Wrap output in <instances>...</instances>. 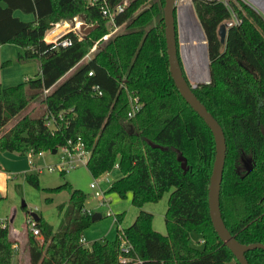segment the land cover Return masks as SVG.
Returning a JSON list of instances; mask_svg holds the SVG:
<instances>
[{
  "label": "trees",
  "instance_id": "1",
  "mask_svg": "<svg viewBox=\"0 0 264 264\" xmlns=\"http://www.w3.org/2000/svg\"><path fill=\"white\" fill-rule=\"evenodd\" d=\"M122 1L107 3L114 7ZM178 4L181 51L192 80L208 79L210 61L211 81L195 88V94L226 136L223 219L241 243H264V15L245 0H193L204 33L192 1ZM164 6L165 0H130L116 16L125 30L100 41L90 58L56 86L111 30L113 23L103 17L100 3L0 0V44L21 47V62L41 63L34 78L12 86L0 83V131L33 100L45 107L37 116L26 113L1 134L0 150L37 154L80 139L91 151L86 164L90 173L97 177L118 167L121 175L110 191L121 196L131 192L136 206L158 201L174 188L165 216L167 235L153 228V213L141 210L120 238L87 246L81 239L93 214L86 207L87 195L67 182L71 195L60 205L59 227L41 215L34 224L42 242L32 230L31 215L27 217L24 233L31 264H120L122 238L134 247L128 255L141 258L142 264H240L210 217L215 138L172 78ZM17 10L34 18L24 20L15 15ZM74 16L96 27L81 38L69 32L66 47L45 40L56 22ZM234 17L236 23L222 43L219 27ZM247 159L254 164L250 172ZM28 177L39 184L38 177ZM116 216L120 224L122 215ZM193 232L203 238L202 248L191 243ZM16 244L11 224L0 223V264H15ZM246 257L250 264H264L263 249L247 251Z\"/></svg>",
  "mask_w": 264,
  "mask_h": 264
},
{
  "label": "rangeland",
  "instance_id": "2",
  "mask_svg": "<svg viewBox=\"0 0 264 264\" xmlns=\"http://www.w3.org/2000/svg\"><path fill=\"white\" fill-rule=\"evenodd\" d=\"M191 1L193 2V0ZM223 1L229 2L230 0ZM245 1H247L248 3L251 2V0ZM254 1L258 3L262 8H264V0ZM179 2L180 0H178V3ZM149 3L150 2H148L145 6H147ZM258 9L264 15L263 10L260 7H258ZM176 11L178 30L177 34L181 62L186 76L189 79V82L191 84H196L197 82L192 80L187 71L181 51L180 26L178 16L179 4L177 5ZM157 21L158 20L155 18L147 27H151ZM234 23H236L235 17L231 20L223 21L221 25ZM124 30V25H122L117 32H121ZM92 53L85 59L80 61L75 68L65 74L57 82L56 86L60 85L68 77H70L79 66H81L90 58ZM11 57L12 59H16V54L11 55ZM22 63L24 64L27 62ZM28 63L35 64L38 70V65L40 64L38 59H34L32 61H29ZM44 94H47V92H44ZM44 109L45 107L44 105H42V103H40V100H33L27 108L21 111L16 117L10 120L9 123L2 128V130L0 131V135L6 132L18 119H20L26 113H31L32 115L37 116L40 115L44 111ZM248 160L249 159H247L246 161ZM31 162H34V164H31ZM60 163V153H53L52 150H46L43 156H39L38 154L32 155V153L30 152L21 153L18 151L10 152L0 150V185L2 187V190H0V194L1 196L3 195V197L0 198V222L9 219L14 229L18 233H21L25 229L27 217L31 214V212H35L41 215L47 222H49L55 229H57L62 219L60 205L66 204L69 201L71 195L70 187L65 186V184L68 182L70 183L71 188L80 189L87 195L86 207L92 212V214H101V217L95 221H92L91 225L85 230L84 237L86 239L85 244L87 246H90L92 242L96 240L113 241L120 238L119 234L121 230L130 226L135 221L141 210H146L153 213V228L164 235L168 234L165 216L168 211L169 198L174 188L165 192L158 201L147 202L142 207H138L133 203L131 192H128L125 196H121L115 191H110L111 183L114 180L118 179L121 175V171L118 167H115L113 168V170L95 177L90 173L86 164H80L76 167L66 168L65 170H62L61 168H58ZM49 166H54L57 168L54 170H50ZM31 175L38 177V185H35L29 180L28 176ZM94 181L99 182L102 191L105 193V199L107 200L106 203H101L100 199L95 197L94 190L91 188V183ZM24 203L25 206H23ZM116 214L122 215L120 224L115 221ZM11 219H13V221H11ZM30 220L32 225L34 219L31 216ZM13 236H15L18 242V251L15 256V264L17 263V261H20L21 264H31L26 249L27 237L25 233H22L20 235L13 234ZM200 239V235L194 232L191 233V243L196 247L202 248L203 244L199 242ZM40 240L42 242L43 238ZM230 264H234V262L232 261Z\"/></svg>",
  "mask_w": 264,
  "mask_h": 264
},
{
  "label": "water",
  "instance_id": "3",
  "mask_svg": "<svg viewBox=\"0 0 264 264\" xmlns=\"http://www.w3.org/2000/svg\"><path fill=\"white\" fill-rule=\"evenodd\" d=\"M177 3L178 0H165V6H164L165 37L167 44L168 61H169L172 78L180 94L188 102V104L205 120V122L212 130L215 138L216 154H215V160L213 164V170L210 177V183L208 189L210 217L219 237L224 242V244L233 252V254L240 262V264H250L246 257V252L257 248L264 250V243L261 242H255L252 244L241 243L227 228L225 221L223 219L220 197H221L224 168H225V162L227 156L226 136L224 129L219 123V121L208 110V108L198 98V96L195 94L194 91V89L200 84L209 83L211 81L210 63H209V77L208 80L206 81H200L197 82L196 84H191L189 82V79L185 75L179 53L177 19L175 15L178 5ZM226 3L228 4L229 2L226 1ZM249 4L252 5L258 11H259L258 7H260L264 12V8L259 6L254 0H251ZM230 25L231 24H223L219 28V35L222 43L226 42L227 31ZM95 27L96 25H87L86 23L83 22L80 25V31L82 33L87 34ZM52 152L56 153L57 149L52 150ZM246 167L248 172L253 170L254 164L252 163L251 160L246 161ZM23 206H25V203L23 204ZM30 215L33 217L35 222L40 217V215L35 212H31ZM100 217L101 214L94 213L92 216V220L95 221Z\"/></svg>",
  "mask_w": 264,
  "mask_h": 264
},
{
  "label": "built area",
  "instance_id": "4",
  "mask_svg": "<svg viewBox=\"0 0 264 264\" xmlns=\"http://www.w3.org/2000/svg\"><path fill=\"white\" fill-rule=\"evenodd\" d=\"M91 3H100L101 12L104 18L109 19L112 23V29L105 34L99 41H97L92 49L91 52H94L98 48V44L100 41H107L110 39L117 31L120 29L122 25H118L116 23V16L124 11L130 3V0H123L117 6L111 7L108 5L107 0H89ZM83 23L82 18L80 16H74L70 20H63L56 22L51 29H49L46 33L45 40L50 43H55L61 46H68L69 45V38H67V34L71 31L76 32L80 38L82 37V32L80 31V25ZM92 74V72H90ZM48 92V90H46ZM138 109V105L134 108V110ZM133 113L131 112L129 115L131 116ZM48 125L54 126V121L52 119H48ZM45 151H40L37 153L39 156H43ZM57 152L60 153L61 163L58 168L65 170L66 168H73L80 164H87L91 151L86 147L85 143L78 139V140H69L65 145H62L57 148ZM32 155H35L32 153ZM33 164V162H31ZM57 167L49 166L50 170H54ZM91 188L94 190V195L96 198L100 199L101 203H106L107 200L105 199V193L102 191L99 182L94 181L91 183ZM115 221L117 222V216L115 215ZM1 224L4 221L0 222ZM35 221L32 222V230L35 235H37L40 239L43 238L42 234L40 233L39 229L34 227ZM83 243L86 242L85 237L81 239ZM15 248L18 249V245H15ZM121 249L123 254L119 256V263L120 264H142V259L139 257H133L128 255L134 247L132 243L125 239H121Z\"/></svg>",
  "mask_w": 264,
  "mask_h": 264
},
{
  "label": "crops",
  "instance_id": "5",
  "mask_svg": "<svg viewBox=\"0 0 264 264\" xmlns=\"http://www.w3.org/2000/svg\"><path fill=\"white\" fill-rule=\"evenodd\" d=\"M1 4H4V3L1 2ZM15 15L21 17L24 20H32L34 18L33 14H25L21 10L15 11ZM20 52H21V48H19L18 45L9 44V43L0 44V78H1L0 82L2 85L12 86L13 84H19L21 82H24L26 80L36 77L40 73L41 63L39 65L37 64L38 70L35 64L28 63V62L23 64L20 60ZM14 54H16V59L15 58L12 59L11 57V55H14ZM0 190H2L1 185H0ZM2 197L3 195L1 196L0 194V198ZM6 220L10 223L9 219H6ZM11 221H13V219H11ZM11 226H12L13 234L20 235L24 233V230L21 233H18L14 229L12 224ZM199 242L202 244L204 243V240L202 237L199 240ZM227 264H230V263H227Z\"/></svg>",
  "mask_w": 264,
  "mask_h": 264
},
{
  "label": "bare ground",
  "instance_id": "6",
  "mask_svg": "<svg viewBox=\"0 0 264 264\" xmlns=\"http://www.w3.org/2000/svg\"><path fill=\"white\" fill-rule=\"evenodd\" d=\"M188 0H180V2H187ZM258 4V3H257ZM259 5V4H258ZM260 6V5H259Z\"/></svg>",
  "mask_w": 264,
  "mask_h": 264
}]
</instances>
